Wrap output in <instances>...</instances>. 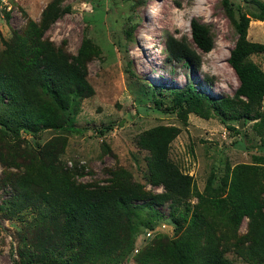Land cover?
<instances>
[{
    "label": "rangeland",
    "instance_id": "rangeland-1",
    "mask_svg": "<svg viewBox=\"0 0 264 264\" xmlns=\"http://www.w3.org/2000/svg\"><path fill=\"white\" fill-rule=\"evenodd\" d=\"M228 1L235 18L240 13L250 17L246 38L264 44V21L252 17L258 11L255 4L251 0ZM50 5L57 9L58 16L47 24L42 39L68 54H76L84 38L100 48L98 56L87 63V80L93 94L81 100L73 119L75 126L85 128L82 132L43 128L34 134L21 132L15 138L0 130V264H41L28 261L34 254L55 255L56 261L70 257L69 264H175L168 255L171 242L182 241L184 248L195 239V232L192 230L191 235L189 229L197 193L214 196L226 190L224 179L229 182L238 164L264 165L262 135L253 126L257 119L239 117V104L211 109L205 117L190 112L182 119L172 100L173 91L187 84L215 99L231 97L238 86L237 75L227 62L237 34L223 1L0 0L1 36L9 41L14 33L24 35L30 22L40 24ZM192 18L207 26L214 41L209 52L197 50L199 66L170 60L165 51L166 39L171 35L191 44ZM128 28L130 36L126 35ZM249 58L264 71V52L252 53ZM158 125L179 129L169 143L168 155L181 172L191 176L192 191L186 199L154 198L164 188L162 184H151L150 154L138 147L135 139ZM104 126L109 128L99 132ZM42 152L50 155L57 166L68 168L76 181L87 185L105 184L114 170L123 168L146 192V200L137 202L147 206L138 210L135 219L143 221L158 210L164 220L151 229L140 225L127 253L118 250L96 260L75 257L49 236L61 219L44 203H25V194L16 191L25 171L34 176L44 173L47 160L42 163ZM202 212L207 213L208 225L201 231L205 233L209 227L217 234L223 233L221 240L227 239L220 248L232 264H251L238 253L245 242L249 219L243 217L236 235L231 236L220 214L206 205ZM171 213L177 218L186 216L179 232L169 221Z\"/></svg>",
    "mask_w": 264,
    "mask_h": 264
},
{
    "label": "trees",
    "instance_id": "trees-1",
    "mask_svg": "<svg viewBox=\"0 0 264 264\" xmlns=\"http://www.w3.org/2000/svg\"><path fill=\"white\" fill-rule=\"evenodd\" d=\"M222 1L237 34L227 62L237 75L238 86L231 97L215 99L187 84L173 91L174 107L179 117L186 119L190 112L205 117L211 109L239 104V117L257 119L253 126L262 135L264 148V71L249 58L252 53L264 52V44L246 38L250 17L240 13L235 18L232 3ZM251 1L258 9L252 17L264 21V3ZM57 16V9L50 5L40 24L30 22L24 35L14 33L8 41L0 34L3 42L0 50V130L15 138L20 137L21 132L34 134L43 128L65 132L85 130L75 126L73 119L81 100L93 94L87 80V63L98 56L100 48L84 38L76 54H68L51 41L42 39L47 24L54 22ZM189 26L191 44L171 35L166 39L165 51L170 60H184L199 66L201 59L197 50L209 52L214 41L207 26L196 18L190 20ZM130 34L128 28L126 35ZM108 128L104 126L99 132ZM178 131L174 126L158 125L139 133L135 139L136 145L150 154L151 184H162L164 188L163 192L154 194L160 201L186 199L192 191L191 176L181 172L168 155L169 143ZM42 157V163L47 160L42 181L38 180L43 174L34 176L31 171H25L17 181L16 191L25 194V203H44L57 219H61L49 236L75 257L96 260L118 250L127 253L132 249L140 225L151 229L157 221L164 220L158 210L143 221L135 219L138 210L147 206L137 202L146 200V192L123 168L114 170L105 184L87 185L76 181L68 168L57 166L47 153L42 152ZM224 180L226 190L220 194L197 193L198 203L191 208L192 229H189L191 235L192 230L195 232V239L186 243V250L182 241L171 242L168 255L175 264H232L220 248L227 239L221 240L223 233L217 234L209 227L205 228V233L201 231L208 225L207 213L202 212L204 205L226 220L231 236L236 235L243 217H247L248 231L238 253L251 264H264V196L260 191L264 165L238 164L229 182ZM211 188L209 183L208 189ZM185 219L184 215L177 218L171 213L169 221L179 232ZM20 256L24 257V254L20 253ZM69 259L56 261L55 255L35 254L28 257L29 262L41 264H69Z\"/></svg>",
    "mask_w": 264,
    "mask_h": 264
},
{
    "label": "water",
    "instance_id": "water-1",
    "mask_svg": "<svg viewBox=\"0 0 264 264\" xmlns=\"http://www.w3.org/2000/svg\"><path fill=\"white\" fill-rule=\"evenodd\" d=\"M126 122V121H125Z\"/></svg>",
    "mask_w": 264,
    "mask_h": 264
}]
</instances>
